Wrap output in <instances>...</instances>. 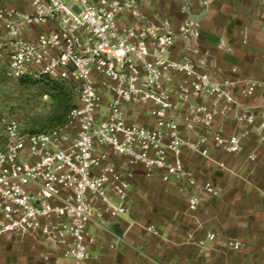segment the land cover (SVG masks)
I'll return each instance as SVG.
<instances>
[{
  "label": "built area",
  "instance_id": "obj_1",
  "mask_svg": "<svg viewBox=\"0 0 264 264\" xmlns=\"http://www.w3.org/2000/svg\"><path fill=\"white\" fill-rule=\"evenodd\" d=\"M28 1L30 12L0 3V69L13 79L71 84L76 102L48 131L25 132L15 118L0 130V238L38 233L78 263L94 241L92 220L130 214L138 170L188 192L191 210L201 192L217 195L219 178L200 179L192 161L205 160L204 171L213 150H241L264 117L250 102L260 82L214 73L198 22L188 18L176 28L138 26L122 19L135 0ZM214 163L226 170L223 160ZM219 243L241 249L235 240Z\"/></svg>",
  "mask_w": 264,
  "mask_h": 264
},
{
  "label": "rangeland",
  "instance_id": "obj_2",
  "mask_svg": "<svg viewBox=\"0 0 264 264\" xmlns=\"http://www.w3.org/2000/svg\"><path fill=\"white\" fill-rule=\"evenodd\" d=\"M5 1L0 0V3ZM195 2L196 0H135V11H124L122 19L138 26L149 23L154 27L170 25L171 28H176L187 18V9L192 4L195 5ZM200 4L206 5L205 2ZM0 64L3 62L0 61ZM43 94H48L47 100L42 99ZM75 102L76 93L71 84L54 83L47 78L13 79L5 76L0 69V130L8 120L15 118L25 132L48 131L65 121L68 110ZM254 105H259L264 114V104ZM211 157V166L199 172L196 167L195 174L202 180L208 175L222 180L217 195L210 196L201 192L203 204L191 210L187 205L189 193L180 191L176 183L163 182L158 176H137L133 180L134 187L130 190L133 193L129 192L130 213L140 215L139 220L136 218L137 224L142 226L146 235L159 238L160 231L154 228V224H162V243H166L169 248L191 246L188 244L194 243L198 264H255L260 257H264V117L258 119L256 128L244 139L239 152L228 155L213 150ZM219 160L225 162L226 170L215 168L214 161ZM119 162L121 167L126 165L123 159H119ZM199 162L204 164L205 160ZM200 163L198 165L203 167ZM163 197L178 203L167 206L165 218L176 212L197 216V226L194 228L196 238L193 232H174V221L155 222L151 219L153 224L146 222L145 219L150 220L145 212L146 202ZM158 210L159 207L157 212ZM208 230H214L216 240L206 238ZM223 240L238 241L241 249L222 247L219 241Z\"/></svg>",
  "mask_w": 264,
  "mask_h": 264
},
{
  "label": "crops",
  "instance_id": "obj_3",
  "mask_svg": "<svg viewBox=\"0 0 264 264\" xmlns=\"http://www.w3.org/2000/svg\"><path fill=\"white\" fill-rule=\"evenodd\" d=\"M6 1H11L24 12L31 11L28 0ZM200 3L201 0H196L195 5L187 9V18L190 17L188 11L192 14L202 13L198 21L201 51L207 52L213 61L212 71L224 77L259 80L260 86L251 104H264V0H207L205 6ZM39 31L41 28H35L28 35L33 37ZM3 33L4 28L0 27V35ZM192 166L200 168L198 162ZM137 176L145 177L141 170L136 172ZM221 181L219 179V186ZM132 183L134 187L135 182ZM168 205L178 203L165 197L154 199L153 202L148 200L145 212L150 220L145 219L146 222L153 224V219L155 222L174 221V232H193L196 238L194 228L197 226V216L176 212L165 218L164 212ZM139 217L132 212L127 216H105L101 220H92L87 226V232L94 237V241L88 244V257L78 263L66 256L63 248L44 242L38 233L26 238L6 234L0 238V264L199 263L194 243L188 244L191 246L169 248L166 243H162L164 226L154 224V228L160 231L159 238L146 235L142 226L137 224ZM255 264H264V257H260Z\"/></svg>",
  "mask_w": 264,
  "mask_h": 264
},
{
  "label": "water",
  "instance_id": "obj_4",
  "mask_svg": "<svg viewBox=\"0 0 264 264\" xmlns=\"http://www.w3.org/2000/svg\"><path fill=\"white\" fill-rule=\"evenodd\" d=\"M188 13L190 14V17L188 19L191 20V21H195V22H198L200 20L201 14H202V13H200V14H192V13H190V11H188Z\"/></svg>",
  "mask_w": 264,
  "mask_h": 264
}]
</instances>
